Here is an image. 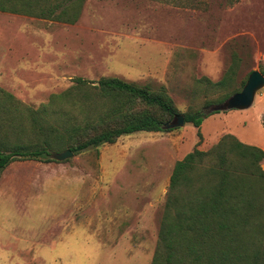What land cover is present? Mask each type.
I'll return each instance as SVG.
<instances>
[{
	"label": "rangeland",
	"instance_id": "1",
	"mask_svg": "<svg viewBox=\"0 0 264 264\" xmlns=\"http://www.w3.org/2000/svg\"><path fill=\"white\" fill-rule=\"evenodd\" d=\"M1 51L7 59L0 61L5 79L0 87L21 91L23 98L13 95L23 107L38 109L53 94L72 87L77 77L98 81L118 76L165 85L183 113L222 95L198 79L220 80L236 58L235 85L262 67L264 0H86L73 24L0 11ZM14 67L21 78L17 84L9 83L16 79L10 74ZM263 119L264 88L251 107L206 117L201 140L197 128L185 123L170 131L124 135L64 161L54 159L53 152V161L18 159L0 174V188L12 190L4 194L10 200L0 202V235L55 234L58 227L40 217L63 207L58 202L63 196L51 192L63 184L84 185L87 201L70 208L82 222L96 218L103 224L80 227L78 242L65 248V254H72L65 264H151L176 161L195 148L209 149L231 130L248 140L243 142L264 147ZM53 123L61 131L69 126L61 118ZM30 138L37 139L32 132L28 140L14 136L12 141L28 143ZM261 165L264 169V161ZM90 188L94 202L89 201ZM93 229L103 246L122 239L120 250L107 256L94 252L93 244L83 241L90 230L94 235ZM15 244L18 248L12 251L0 247V264H56L53 256L62 253L63 245L56 252L46 249L49 256L43 260L41 251Z\"/></svg>",
	"mask_w": 264,
	"mask_h": 264
},
{
	"label": "trees",
	"instance_id": "2",
	"mask_svg": "<svg viewBox=\"0 0 264 264\" xmlns=\"http://www.w3.org/2000/svg\"><path fill=\"white\" fill-rule=\"evenodd\" d=\"M85 1L0 0V11L73 24ZM235 60L220 80H197L222 95L183 113L165 85L154 87L118 76L98 81L77 77L72 87L53 94L38 109L23 107L0 87V174L18 159L53 161L52 152L70 149L78 154L135 132L170 131L173 128L167 125L179 114L197 128L201 140L203 120L220 112L212 107L246 83L244 79L234 84L239 69ZM260 70L264 74V63ZM58 118L69 124L63 131L53 123ZM32 132L36 141H12L14 136L28 140ZM263 161V148L232 133L223 134L207 150L195 148L177 160L151 264H264Z\"/></svg>",
	"mask_w": 264,
	"mask_h": 264
},
{
	"label": "crops",
	"instance_id": "3",
	"mask_svg": "<svg viewBox=\"0 0 264 264\" xmlns=\"http://www.w3.org/2000/svg\"><path fill=\"white\" fill-rule=\"evenodd\" d=\"M43 19V18H42ZM3 51H1L0 54V61H3V63L6 61V53H2ZM20 59H26V58H18L16 62H18V60ZM0 63V64H3ZM3 72L4 71H0V76H1V80L0 83L3 85L5 82L4 76H3ZM11 75L15 76L16 79L13 81H9V83L11 84H17L18 81L21 80V78H19L18 74L16 73L15 67L12 69ZM13 87H18V85H13ZM9 92H11L12 94H14L17 98H23L24 94L19 91V90H13L10 86L8 89ZM228 133H232L234 134L239 140L241 141H248L245 140L243 138H240L234 131L231 130V132ZM246 143V142H245ZM248 144H252V145H256L259 146L261 148L264 149V147L260 146L257 143H250L247 142ZM117 185L120 186V190H122V185L120 182L117 181ZM84 185H70V184H63L62 186H58L57 190L52 191L51 193H57V194H61L63 197H61L60 199H58V202L60 204L63 205L62 208H60L59 210L53 212L52 213H42V216H40L42 219L46 220V221H51L50 225L56 226L57 231L55 234H48V235H43V236H36L33 233H24L22 235L20 234H10V235H0V247L4 248V249H8L10 251L12 250H16L18 248L17 244H15L16 242H21V248H25L27 250H34L37 249L39 251H41V253L39 254V258H43V260H46V258L49 256V253H45L46 249H49V252H56L58 250V244L62 243L63 245L61 246V250L62 253L55 255L53 257H55L56 260V264H65V259L66 257H72V254H65V248L67 249L68 245L73 244L77 241V237H79V235L76 234V232L78 230H81L80 227L81 226H98V225H102L103 221L99 219V221H97L96 218H91L88 219L87 221H80V218L76 217L75 214H73V211L75 210L74 208H70L72 206H74L76 204V202H81V199L83 201H87V199H85L84 197H82L85 193L82 192V189ZM91 188L89 189V193H92L93 196L92 198H90L89 201L94 202L96 199V194L95 192L92 190L91 192ZM12 192V190L10 189H3L0 188V202L1 201H5V200H10V198H7L8 196H4L5 193H9ZM90 203V202H89ZM31 211L30 212H34V209L30 208ZM27 211V210H26ZM2 217V215H0ZM31 227H32V223H30ZM31 231V230H30ZM90 233H88V240L84 242H87V244H93V250L94 252H102L104 251V255H111L110 253H113L114 251H119L120 248L118 247V244L121 242L122 239H119L116 241V243L114 242V246H103L101 245L95 238V230H92V233L94 235H91V230L89 231ZM6 242H8L9 244H5ZM25 244V245H24ZM127 249V247H126ZM102 255V254H100ZM47 262V261H46ZM47 263L52 264V261H48ZM55 263V262H54Z\"/></svg>",
	"mask_w": 264,
	"mask_h": 264
},
{
	"label": "water",
	"instance_id": "4",
	"mask_svg": "<svg viewBox=\"0 0 264 264\" xmlns=\"http://www.w3.org/2000/svg\"><path fill=\"white\" fill-rule=\"evenodd\" d=\"M264 88V74L260 69L253 70L242 90L231 95L226 101L214 107L215 110L228 111L232 109H247L255 101L257 93ZM185 124L184 115L179 114L176 119L167 125L168 128H175ZM75 154L70 149L62 152L53 153L52 157L58 161H64L73 157Z\"/></svg>",
	"mask_w": 264,
	"mask_h": 264
}]
</instances>
